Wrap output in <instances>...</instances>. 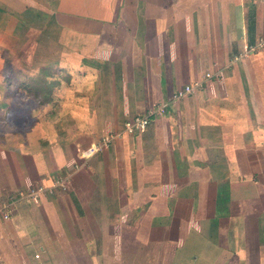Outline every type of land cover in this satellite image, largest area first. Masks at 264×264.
Returning <instances> with one entry per match:
<instances>
[{
    "label": "crops",
    "instance_id": "0c3cea01",
    "mask_svg": "<svg viewBox=\"0 0 264 264\" xmlns=\"http://www.w3.org/2000/svg\"><path fill=\"white\" fill-rule=\"evenodd\" d=\"M6 30L13 78L59 74L61 105L76 75L92 121L0 138V264H264V0H0V45Z\"/></svg>",
    "mask_w": 264,
    "mask_h": 264
},
{
    "label": "rangeland",
    "instance_id": "374dc122",
    "mask_svg": "<svg viewBox=\"0 0 264 264\" xmlns=\"http://www.w3.org/2000/svg\"><path fill=\"white\" fill-rule=\"evenodd\" d=\"M6 32L8 34L4 37L0 50L11 51L16 48V40L12 36L10 37L7 30ZM41 33H44V30H41ZM21 43L22 40L19 41L18 46ZM26 43H23V51L35 49L36 43H28L27 45ZM0 59H4L3 68L0 69L1 71L4 69L5 72V74H2L3 71L0 72V138L17 142L19 139L23 144L46 143L49 139L55 138L57 140L62 136L63 125H70L68 131L72 132L74 136L86 131L84 130L85 126L91 125L92 120L89 121L90 112H92L91 105H86L89 96L84 95L86 92L78 82L80 78L76 80V75L72 76L71 86L64 102L57 105L55 102L58 100L56 99L62 95H57L60 91H54V89L50 91L47 83L55 82L57 78L60 80L59 74L49 75L31 71L29 74L21 75L20 78L15 79L12 72L8 71L12 68L10 65L12 58ZM27 61H30L29 57H27ZM26 64L24 63V65ZM43 95L51 99L44 103L41 101ZM50 96H54V99ZM76 154L80 157L79 150Z\"/></svg>",
    "mask_w": 264,
    "mask_h": 264
},
{
    "label": "built area",
    "instance_id": "2783aa9c",
    "mask_svg": "<svg viewBox=\"0 0 264 264\" xmlns=\"http://www.w3.org/2000/svg\"><path fill=\"white\" fill-rule=\"evenodd\" d=\"M261 44L262 46H264V43ZM210 76H211L210 74H206V78H210ZM194 90H195L194 86L186 85L184 88L177 90L173 94V101L183 98L184 96H187L189 94H193ZM170 105L171 102H165L157 105L153 109L148 110L143 115H134L126 119L123 123V133L128 135H134L136 133L142 132L150 124L151 118H155L157 116L163 115ZM117 136L118 134H109L108 136L102 137L101 139L91 143L90 146H88L84 150L79 151L80 157L82 159H86L103 152L109 147V145ZM55 184L61 187L62 189L66 188L65 181L58 180L55 182ZM46 191L51 192V189L45 187H37L24 193V196L28 199H35L40 193H44ZM9 214L10 211L7 210L3 215L4 219H7L9 217Z\"/></svg>",
    "mask_w": 264,
    "mask_h": 264
},
{
    "label": "trees",
    "instance_id": "16d2710c",
    "mask_svg": "<svg viewBox=\"0 0 264 264\" xmlns=\"http://www.w3.org/2000/svg\"><path fill=\"white\" fill-rule=\"evenodd\" d=\"M43 96H44V97L41 98V101H42V102L46 101V99H45V98H46V95H43ZM142 115H143V114H142ZM88 146H90V145H88ZM88 146H87V147H88ZM87 147H85V148H87ZM85 148H83L82 146H81V147H78L77 151H78V150H79V151H80V150H84ZM34 188H35V187H34ZM31 189H33V188H31ZM31 189H29V190H31ZM29 190H28V191H29Z\"/></svg>",
    "mask_w": 264,
    "mask_h": 264
}]
</instances>
